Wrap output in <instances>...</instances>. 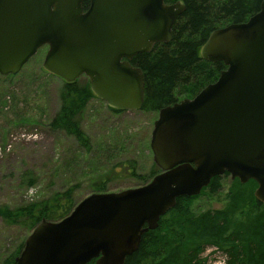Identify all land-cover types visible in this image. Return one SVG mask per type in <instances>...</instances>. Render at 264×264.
<instances>
[{
    "label": "water",
    "instance_id": "95a60500",
    "mask_svg": "<svg viewBox=\"0 0 264 264\" xmlns=\"http://www.w3.org/2000/svg\"><path fill=\"white\" fill-rule=\"evenodd\" d=\"M183 10L181 0H0V75L17 73L46 46L47 73L65 82L85 76L109 107L139 109L144 75L130 61L170 41ZM199 54L225 69L193 97L158 110L149 147L159 172L142 185L91 192L60 220H41L15 264H124L178 197L198 195L224 173L253 180L264 204V0L247 20L214 29Z\"/></svg>",
    "mask_w": 264,
    "mask_h": 264
},
{
    "label": "trees",
    "instance_id": "16d2710c",
    "mask_svg": "<svg viewBox=\"0 0 264 264\" xmlns=\"http://www.w3.org/2000/svg\"><path fill=\"white\" fill-rule=\"evenodd\" d=\"M175 1L165 0L167 3ZM261 1L181 0L184 10L174 21L170 41L157 43L151 51L138 53L130 61L144 75V100L140 109L158 112L180 100L179 86H190L183 98H191L205 85L215 81L225 65L221 61L210 62L201 58V46L214 29L247 20L259 10ZM87 6L88 2L84 1V9ZM93 96L86 77L71 82L62 81L58 94L59 108L48 122L52 131L64 132L78 143L80 149L85 150L89 149L90 144L81 127L80 116ZM115 166L122 167L119 172L137 178L136 186L148 182L159 172L153 162L145 177L136 172L134 165L127 166L124 161L115 163L111 169ZM223 175L211 178L203 189L217 192ZM110 178L107 173L94 181L91 192H107ZM25 182L33 186L35 178H28ZM238 187L248 189L241 191L245 192L243 195L234 196L235 202L232 201V206L227 210L229 220L218 219L213 224L207 219H204L206 222L201 219L200 223L198 219L190 222L192 218L187 215L184 202L193 196L178 197L175 206L159 218L157 227L143 233L137 250L126 256L124 264H205L201 257L204 244L197 247L201 239L196 234L203 229H207L206 237L210 238L206 242L222 249L224 261L221 264H264V204L254 198L256 183L253 180ZM75 188L76 185H71L39 198H24L15 205H0V221L5 226L23 231V236L9 251L8 248L0 250V264H15V257L22 250L25 237L41 220L57 221L70 213L77 203ZM169 215L170 221L164 224ZM161 224L162 227L166 225L167 229L160 233L158 227ZM162 227L160 229L163 230Z\"/></svg>",
    "mask_w": 264,
    "mask_h": 264
},
{
    "label": "rangeland",
    "instance_id": "374dc122",
    "mask_svg": "<svg viewBox=\"0 0 264 264\" xmlns=\"http://www.w3.org/2000/svg\"><path fill=\"white\" fill-rule=\"evenodd\" d=\"M45 51V47L40 48L17 73L0 75V205H15L24 198H39L71 185H76L74 198L78 202L91 192L93 182L107 173L111 177L108 191L136 186L137 178L119 172L120 166L111 167L124 161L127 166L134 165L142 177L146 176L153 162L149 139L157 112L117 111L93 96L80 116L90 147L80 149L72 137L48 126L59 108L61 79L43 70ZM189 89L190 86H179V98L185 97ZM28 178H35L33 186L25 184ZM240 184L228 174L223 175L217 192L203 189L184 202L185 211L192 218L190 222L228 221L227 210L234 196L243 195L248 189L239 188ZM169 217L164 224L170 221ZM161 227L162 224L158 232H165L166 225L163 230ZM206 230L196 233L201 239L197 247L204 244L201 257L205 264H221L222 249L207 243L210 238L206 237ZM22 234V229L0 221V250L9 251Z\"/></svg>",
    "mask_w": 264,
    "mask_h": 264
}]
</instances>
